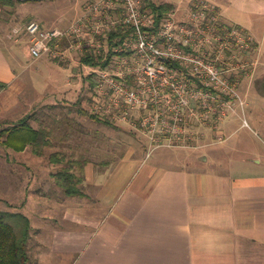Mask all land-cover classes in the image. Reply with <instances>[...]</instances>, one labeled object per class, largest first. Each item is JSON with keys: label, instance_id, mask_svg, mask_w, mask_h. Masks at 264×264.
Wrapping results in <instances>:
<instances>
[{"label": "crops", "instance_id": "crops-1", "mask_svg": "<svg viewBox=\"0 0 264 264\" xmlns=\"http://www.w3.org/2000/svg\"><path fill=\"white\" fill-rule=\"evenodd\" d=\"M84 1H77L73 18ZM212 1L224 24L252 37L261 78L258 85L241 80L240 99L219 124L224 140L152 150L140 133L111 123L136 138L131 136L125 151L87 159L85 196H69L74 202L67 204L60 226L46 224L35 235L31 227L39 264H264V0H227L234 16L222 2ZM27 3H19L17 13L9 10L14 15L5 23L0 7V82L6 84L0 87V125L25 109L20 95L30 87L23 79L29 66L25 58L31 56L28 38L20 51L5 35L20 27ZM25 151L10 159L33 171V155H38ZM0 160L1 171L9 160ZM0 187L6 188L3 179ZM9 199L0 194V208L18 210Z\"/></svg>", "mask_w": 264, "mask_h": 264}, {"label": "built area", "instance_id": "built-area-1", "mask_svg": "<svg viewBox=\"0 0 264 264\" xmlns=\"http://www.w3.org/2000/svg\"><path fill=\"white\" fill-rule=\"evenodd\" d=\"M173 12L158 19L144 0L91 1L67 28L28 23L30 53L62 61L102 56L105 66H91L93 113L140 133L152 150L197 147L214 129L212 142H221L219 124L240 99L238 68L226 55L251 51L253 39L204 2L185 19ZM119 29L126 35L112 44L109 35Z\"/></svg>", "mask_w": 264, "mask_h": 264}, {"label": "rangeland", "instance_id": "rangeland-1", "mask_svg": "<svg viewBox=\"0 0 264 264\" xmlns=\"http://www.w3.org/2000/svg\"><path fill=\"white\" fill-rule=\"evenodd\" d=\"M77 1L79 0H44L39 1L41 5L34 1H26L28 3L25 9L21 10L23 12V18L19 21L20 27L5 32V35L18 48L20 47L19 49L21 51L23 46H27L26 25L28 23L31 21L42 22L47 28H53L51 26H55L54 28H65L63 26L66 25L69 27L83 13L87 3L91 2V0H83L84 2L80 3L82 4L81 13L77 18H73L72 12L77 8ZM171 1L175 2V10L173 13L179 19H185L197 5L204 2L216 8L219 12L220 19L225 22L220 15L218 5L212 0ZM219 1L227 8L229 16L236 15L235 11L229 7L230 3L227 0ZM154 2L164 3L166 1L154 0ZM16 8L13 11L15 13L18 12ZM2 10L3 23L6 20H11V15L14 14L9 10H12V8L7 7V11L2 8ZM239 16L243 19L246 18L244 13H241ZM67 18L68 21H66ZM231 18L235 19L234 17ZM9 26L10 24L7 27ZM214 42L217 43V41ZM250 50L249 52L245 50L237 52L240 59L233 58L227 52L226 61L228 64L231 62L236 63L240 76V84L241 80H247L249 83L254 82L255 85H258L261 78H259L254 64L256 53L253 48ZM29 57L30 59L25 58L29 66L24 72L23 79L25 81L28 80L30 87H25L24 92L20 95V101L25 105V109L14 114L10 113L11 115L2 121L0 132L4 128H7V126L31 114L32 123L35 127H45L51 132L53 146L47 148L43 156L38 157L33 155L35 167L33 171H30L27 169V166H23L22 163L14 161L15 157L13 160L10 159L14 154H17L16 151L0 143V155L2 156L0 159L7 157L9 160L8 162L6 161L7 163L4 161V168L0 171V180L3 179L6 181V188L0 187V194L4 195L10 203L11 200L9 197L13 199V205L19 206L18 211L32 219V230L35 235L37 228L39 227L40 230H43L46 224L54 227L60 226L62 220H64L63 218L67 215L65 212L67 204L74 202L72 197H67L63 193L64 191L56 183L53 173H56L63 165L67 164H52L49 160L50 154L61 150L67 159L89 160L98 158L97 155L103 157L107 154L125 151V147L128 148L129 146L127 144L131 143L129 141L132 139L131 136H134L129 132L133 134L135 132L128 126H126V129H129V132L117 126L122 125L119 121L110 120L112 123L117 124L116 126L110 125L95 120L88 113L86 114V112H93V99L95 98L94 90L91 88V81L89 79V76L93 78V75L90 74L92 70L90 65L85 64L86 66H84L80 64V55L74 56L72 54V59H68L67 61H62V58L52 59L50 57H44L35 59L32 55ZM37 63L42 64L38 65ZM39 66H41L42 71L37 70ZM233 72L232 68L231 75H233ZM11 98L14 99V96ZM81 109L86 112L84 111L82 113L80 111ZM101 118L105 119V117ZM216 132V129L210 130L212 140L215 138ZM139 139L144 138L140 137ZM25 154H33L31 146L27 148ZM47 166H49V170ZM50 172L52 177L49 175ZM24 197L26 200L22 203L21 201H24L22 199ZM63 197L66 198L63 199ZM4 203H6V200ZM22 204L24 205L21 207ZM10 209L15 210L14 208ZM32 245H36L34 239L33 242L31 239L29 240L31 263L39 264V260L35 259L34 255L36 249H33Z\"/></svg>", "mask_w": 264, "mask_h": 264}, {"label": "trees", "instance_id": "trees-1", "mask_svg": "<svg viewBox=\"0 0 264 264\" xmlns=\"http://www.w3.org/2000/svg\"><path fill=\"white\" fill-rule=\"evenodd\" d=\"M22 0H0V7L15 9ZM145 8L153 11L158 19L169 15L175 10V5L171 2L156 3L154 0H145ZM121 29L112 32L109 39L112 44H119L125 37ZM102 56H97L94 52H87L80 56L84 64L90 66H105ZM91 88L94 90L95 82L89 76ZM93 81V82H92ZM0 87L6 84L0 82ZM82 113L84 111L80 110ZM86 112V111H85ZM95 120L111 124L108 119H103L93 112H86ZM0 143L14 151H24L32 147L34 154L45 155L47 148L53 146L51 132L45 127H35L32 123V115H27L16 123L7 126L0 132ZM49 160L52 164L63 165L56 173L54 178L68 196H85L81 187L85 177L84 168L88 163L87 159H67L63 151L58 150L50 154ZM0 208V264H32L29 255V240L31 239V219L18 210Z\"/></svg>", "mask_w": 264, "mask_h": 264}, {"label": "water", "instance_id": "water-1", "mask_svg": "<svg viewBox=\"0 0 264 264\" xmlns=\"http://www.w3.org/2000/svg\"><path fill=\"white\" fill-rule=\"evenodd\" d=\"M22 1H44V0H22Z\"/></svg>", "mask_w": 264, "mask_h": 264}]
</instances>
